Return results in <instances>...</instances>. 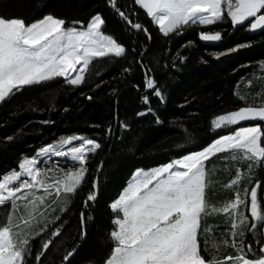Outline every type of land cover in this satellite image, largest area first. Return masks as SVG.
Returning <instances> with one entry per match:
<instances>
[{
  "label": "snow or ice",
  "instance_id": "6c2138e0",
  "mask_svg": "<svg viewBox=\"0 0 264 264\" xmlns=\"http://www.w3.org/2000/svg\"><path fill=\"white\" fill-rule=\"evenodd\" d=\"M107 3L126 26L144 32L151 40L147 28L130 19L135 13L121 10L118 0H107ZM134 3L146 12L165 37L171 33L179 35L180 30L192 25L209 26L226 20H230L233 27L245 26L247 22L246 30L250 32L264 31V0H134ZM104 24L99 13L87 24L72 21L71 26H67L65 19L52 14L31 24L19 18L0 16V103L26 86L56 78H64L68 84L78 86L93 74V69L99 75L100 69L95 62L108 64L126 58L127 49L103 32ZM199 38L214 42L220 41L222 35L219 31L201 32ZM250 46L240 44L228 52ZM177 56L181 61L186 59L179 53ZM137 63L145 76L142 102L150 105V95L163 101L164 95L152 69L141 60ZM130 71V67L123 69L125 73ZM258 71L261 74L258 79L264 85V61L259 62ZM251 84L248 80L247 85L251 87ZM256 95L262 97L258 104L218 115L211 124L215 129H225L246 121L257 123L237 127L198 152L134 173L128 186L109 205L115 214L114 228L109 233L114 246L104 264H264V197L258 198L261 182L256 181L250 189L245 187L242 194L238 187L242 173L237 169L235 177L224 186L235 189L232 199L216 205L210 203L206 195L212 183L207 163L219 154H227L220 157L224 161L244 162L248 170L264 168V127L260 123L264 122V87ZM239 99L245 97L239 96ZM150 113L154 114V110L149 106L137 115ZM157 123H160L158 117ZM123 127L128 125L124 123ZM100 148L99 142L81 135L62 137L56 143L42 146L34 156L25 157L18 164V170L0 176V264H29L33 250L30 240L48 232V225L60 220L59 216L48 220L45 213L57 203L55 198L61 196L64 197L60 201L61 212L67 210L70 199L78 194L85 181L89 154ZM53 157L71 161L73 167H60L59 160L53 161L52 167L39 166ZM54 172L61 175H52ZM96 189L94 181L92 190L83 200L82 229L85 212L97 200ZM219 215L225 218L222 223L231 241L217 242L210 235L220 224L207 221ZM41 223L43 227L33 231ZM62 228L63 223L42 240L35 255L36 264H42L41 258L53 245L54 238L60 236ZM249 233H256L259 238L246 242ZM200 237H204L206 248L215 247L218 251L223 245L234 248L235 254L218 259L213 253L212 258H205L201 254ZM75 251V248L67 251L63 261H69Z\"/></svg>",
  "mask_w": 264,
  "mask_h": 264
},
{
  "label": "trees",
  "instance_id": "16d2710c",
  "mask_svg": "<svg viewBox=\"0 0 264 264\" xmlns=\"http://www.w3.org/2000/svg\"><path fill=\"white\" fill-rule=\"evenodd\" d=\"M118 7L129 14L135 13L130 19L147 28L151 40L144 32L126 26L107 0H87L67 18V26H71L72 21L87 24L93 15L101 14L105 21L103 32L125 46L126 58L108 64L95 62L103 74L98 80H95L97 74L93 69V74L78 86L56 78L26 86L0 103V176L18 170V164L25 157L34 156L42 146L56 143L62 137L81 135L101 144L100 149L89 154L85 181L78 194L70 199L67 210L61 212L63 205L60 201L64 199L61 196L55 198L57 203L45 213L48 220L56 216L60 220L49 224L48 232L30 240L33 250L28 258L29 264H36L35 255L42 240L61 223V234L54 238L53 245L41 258L42 264H104L114 246L109 233L114 228L115 214L109 205L121 194L135 170L165 165L183 155L200 151L237 127L257 123L246 121L225 129H215L211 124L218 115L260 102L262 97H257L256 93L264 87L258 79L261 75L258 64L264 61V31L250 32L246 30L247 22L245 26L233 27L230 20H226L209 26L192 25L180 30L179 35L171 33L165 37L134 0H118ZM0 16L19 18L26 24L35 20L22 0H0ZM216 31L221 32L220 41L199 38L201 32ZM245 43L251 46L228 52ZM177 53L186 59L181 61ZM138 60L152 69L164 95L163 101L150 95V105L142 102L145 76ZM129 67L130 72H123ZM102 78L109 83L103 89H96V93L92 92ZM248 80L252 81L251 87L247 85ZM137 85L139 88L135 87ZM239 96L245 99L240 100ZM149 106L154 114L137 115ZM157 117L160 123H157ZM124 123L127 128L123 127ZM260 123L264 127V122ZM224 155L227 154H219L207 163L212 181L206 190L209 202L220 205L233 198L235 189L224 186L235 177L237 169L242 173L238 186L241 193L245 187L250 189L260 181L262 187L258 190V198L264 197V168L248 170L242 161L222 160L220 157ZM56 160L60 161L62 168L73 167V162L63 159H53L39 166L52 167ZM94 181L97 200L85 212L82 229L83 200L92 190ZM242 210L247 212L246 208ZM224 219L219 215L207 221L220 224L219 229L210 234L217 242L232 239L222 223ZM38 227H43V223L35 226L33 231ZM254 237L259 238L256 233L247 234L246 242H254ZM200 243L201 254L208 259L213 253L222 259L236 251L223 245L218 251L215 247L206 248L204 237H200ZM73 248L76 251L69 261H63L65 253Z\"/></svg>",
  "mask_w": 264,
  "mask_h": 264
},
{
  "label": "rangeland",
  "instance_id": "374dc122",
  "mask_svg": "<svg viewBox=\"0 0 264 264\" xmlns=\"http://www.w3.org/2000/svg\"><path fill=\"white\" fill-rule=\"evenodd\" d=\"M86 1L87 0H22V3L26 7V9L31 14H33V16L35 17V20L34 21H38L41 18H43L45 15H48V14H52L55 17L63 18L65 20H67V18H69L70 16H73L76 13V11L79 9V7L83 3H85ZM141 10L146 14V12L143 9H141ZM148 18L151 21V23L153 25H155L154 22H152L151 18L150 17H148ZM155 26H157V25H155ZM102 76H103V74L102 73H99V75H97V77H96L95 80L100 79ZM62 79H64V78H62ZM108 83H109V81H107L106 78H102L101 81H100V83H99V87H93L92 92L96 93L97 92L96 89H103V87H105ZM192 153H194V152H192ZM186 155H188V154H186ZM183 156H185V155H183ZM183 156H181L180 158H182ZM53 159H63V158L53 157L52 160ZM177 159H179V158H177ZM45 160H47V158H45ZM161 166H163V165H161ZM158 167H160V166H158ZM154 168H157V167H154ZM154 168L143 169V170L147 171V170H151V169H154ZM137 170H139V169H137ZM137 170H135L133 172V175H134V173ZM133 175H132V177H133ZM132 177L130 178V180L127 183L126 187L131 182Z\"/></svg>",
  "mask_w": 264,
  "mask_h": 264
}]
</instances>
